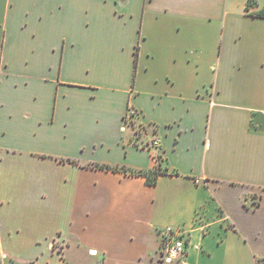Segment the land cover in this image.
<instances>
[{"label": "crops", "instance_id": "0c3cea01", "mask_svg": "<svg viewBox=\"0 0 264 264\" xmlns=\"http://www.w3.org/2000/svg\"><path fill=\"white\" fill-rule=\"evenodd\" d=\"M248 2L0 0L7 260L264 264V0ZM158 167L154 184L129 173ZM166 226L180 259L162 256Z\"/></svg>", "mask_w": 264, "mask_h": 264}, {"label": "rangeland", "instance_id": "374dc122", "mask_svg": "<svg viewBox=\"0 0 264 264\" xmlns=\"http://www.w3.org/2000/svg\"><path fill=\"white\" fill-rule=\"evenodd\" d=\"M140 38L141 48L139 49L138 72H142L143 66L149 62L148 56L146 55L147 51L150 50L154 53H159V45L163 44V17H153L149 21L146 20L143 24ZM129 123L133 127L135 134H141V127L133 120ZM137 142L139 143L138 140ZM156 170L160 171V168L158 167Z\"/></svg>", "mask_w": 264, "mask_h": 264}, {"label": "built area", "instance_id": "2783aa9c", "mask_svg": "<svg viewBox=\"0 0 264 264\" xmlns=\"http://www.w3.org/2000/svg\"><path fill=\"white\" fill-rule=\"evenodd\" d=\"M152 146H159V140L154 138L151 142ZM162 236V256L165 260L180 259L186 253L187 243L179 228L166 226L160 231ZM14 260H7L6 255L0 248V264H16ZM20 264V263H18Z\"/></svg>", "mask_w": 264, "mask_h": 264}, {"label": "trees", "instance_id": "16d2710c", "mask_svg": "<svg viewBox=\"0 0 264 264\" xmlns=\"http://www.w3.org/2000/svg\"><path fill=\"white\" fill-rule=\"evenodd\" d=\"M249 4H250V0L247 3V7L249 6ZM251 15L264 18V8H261L258 11H255V12H251ZM100 167H104L106 169H111V170H117L118 169V167H110V166H101L100 165ZM129 173L130 174L143 175V176L146 177L147 183L154 184L155 180H156V177H157V174L159 172L155 169V170L150 171V172L130 170ZM16 264H18V263H16ZM30 264H32V263H30Z\"/></svg>", "mask_w": 264, "mask_h": 264}]
</instances>
